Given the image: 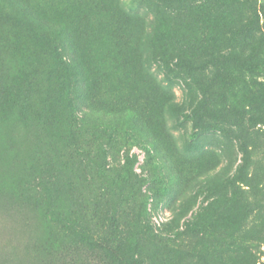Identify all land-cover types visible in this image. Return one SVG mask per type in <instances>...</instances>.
I'll return each mask as SVG.
<instances>
[{
	"label": "rangeland",
	"instance_id": "rangeland-1",
	"mask_svg": "<svg viewBox=\"0 0 264 264\" xmlns=\"http://www.w3.org/2000/svg\"><path fill=\"white\" fill-rule=\"evenodd\" d=\"M11 1L0 264H264V0L160 26L120 0ZM178 48L185 72L151 63Z\"/></svg>",
	"mask_w": 264,
	"mask_h": 264
},
{
	"label": "trees",
	"instance_id": "trees-1",
	"mask_svg": "<svg viewBox=\"0 0 264 264\" xmlns=\"http://www.w3.org/2000/svg\"><path fill=\"white\" fill-rule=\"evenodd\" d=\"M193 0H120V4L123 5L125 11L130 10L138 12L139 10L144 11L147 18H150V23L159 24L161 16L167 11L172 13L177 20H180L187 14L189 7ZM0 5L5 8L18 9L20 12V6L16 7L11 0H0ZM128 12V11H127ZM129 13V12H128ZM18 18L22 19L20 13H18ZM147 35V41L145 45H154L156 39L154 36ZM129 45V44H128ZM149 58L151 63L158 68L159 71L165 72L166 74L177 76L179 72H185L189 68V63L185 61L184 57L181 55V48H178L175 52H170L169 50H158L150 51ZM62 65V61L59 62V66ZM68 106L71 111V115L75 118H81L78 114L83 112L84 114H95L94 109L89 108L87 112L83 109V104H81L75 98L68 97ZM86 112V113H85ZM195 121L199 122L200 117L198 116V111L196 109L192 110ZM81 115V114H80ZM83 116V115H82ZM84 118V117H83ZM201 124H199L200 126ZM127 164L131 165L130 159L127 157ZM121 259L125 260L127 257L121 254ZM129 264V263H125Z\"/></svg>",
	"mask_w": 264,
	"mask_h": 264
}]
</instances>
